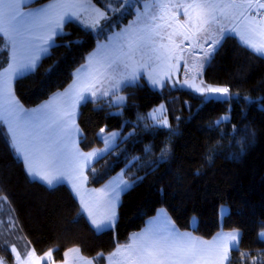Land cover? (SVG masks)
<instances>
[{"label": "trees", "instance_id": "trees-1", "mask_svg": "<svg viewBox=\"0 0 264 264\" xmlns=\"http://www.w3.org/2000/svg\"><path fill=\"white\" fill-rule=\"evenodd\" d=\"M48 1L35 0L29 6ZM89 1L106 18L96 30L74 21L64 25V35L55 37L57 46L35 71L13 82L14 95L24 108H34L65 89L97 43L127 25L135 14L136 4L125 0ZM9 51L0 43V70L8 64ZM203 79L212 86L228 87L234 94L230 102H205L202 95L169 85L154 90L140 78L121 89V105L109 99L79 105L82 151L103 146L102 129L119 132L116 145L87 169V185L99 187L119 172L127 181H136L121 196L114 227L102 232L90 226L68 186L49 189L30 179L9 147L5 125L0 124L3 262L16 264L10 243L1 239L5 225L13 228L9 239L18 236L38 256L51 252V262L62 261L64 252L75 247L95 264H106L117 246L126 244L148 218L164 209L180 230L202 238L220 230L239 231L238 246L231 250L227 264H264V240L259 237L264 230V58L228 35L203 68ZM244 96L254 102H245ZM162 103L168 126L153 125L148 117ZM225 115L228 118L217 125ZM223 206L228 212L220 219Z\"/></svg>", "mask_w": 264, "mask_h": 264}, {"label": "snow or ice", "instance_id": "snow-or-ice-1", "mask_svg": "<svg viewBox=\"0 0 264 264\" xmlns=\"http://www.w3.org/2000/svg\"><path fill=\"white\" fill-rule=\"evenodd\" d=\"M26 4L27 0H0V37L3 38L0 43L9 47L12 61L0 72V124L6 126L9 147L24 163L30 179L46 184L49 189L65 180L66 170L82 169L84 163L98 155L80 152L75 140L79 134L75 124L76 107L79 102H91L97 95L96 91H90L96 83L104 80L133 83L139 78L138 69L148 67L149 62H178L184 58L183 41H195L189 45L192 48L202 47L199 43L201 34L214 26L221 34L226 31L237 33L245 46L264 58V0H188L180 4L153 0L146 6L149 11L139 15L133 25L109 38V43L89 58L88 65L81 66L83 73L77 70L76 79L82 90L75 93L70 105L57 103L67 95L64 93L40 109L28 111L16 100L12 81L35 71L41 54H50L49 49L57 46L54 37L64 35V25L80 18L84 5L80 0H50L46 5L24 12L21 9ZM169 9L175 11L169 12ZM103 15L99 13V16ZM180 15L185 17L183 21L179 19ZM226 23L233 26L226 29ZM97 24L98 19L90 26L95 28ZM176 37L181 38L179 42ZM217 43L213 40L210 47ZM82 77L86 82L80 83ZM117 77L120 79L116 80ZM152 83L157 85L161 81L154 79ZM89 91L90 95H86ZM196 91L204 96L205 102L217 98L230 102L234 95L228 87H198ZM102 94L108 95V92ZM235 95L239 96L238 93ZM243 100L249 104L254 102L249 96H244ZM226 119L221 116L215 123L219 125ZM161 126H167V121ZM111 136L115 137L116 133ZM163 158L162 155L161 160ZM135 183L120 180L115 187H110L107 193L110 214L101 220L91 219L95 231L112 227L115 203L121 193L130 190ZM72 188L76 189L77 185L73 183ZM222 211L227 209L222 208ZM238 237L239 232L234 231L220 233L212 241H205L189 233H180L174 226L148 228L141 234H133L130 242L118 252L124 254L123 264H225ZM12 250L16 251L15 248ZM47 255L51 256V252ZM115 255L117 253H113ZM17 264L29 262L27 258L21 261L17 254Z\"/></svg>", "mask_w": 264, "mask_h": 264}, {"label": "crops", "instance_id": "crops-1", "mask_svg": "<svg viewBox=\"0 0 264 264\" xmlns=\"http://www.w3.org/2000/svg\"><path fill=\"white\" fill-rule=\"evenodd\" d=\"M35 0H27V4L26 5H22V11L27 12L29 11L30 8L32 7H39L42 5H46L47 3H49L50 1L40 4V5H36V6H29L30 4H32ZM185 3L186 1L183 0ZM188 2V1H187ZM80 3H82L84 5V7L80 10V18L79 19H74L73 21L78 23L79 25H81L82 27H84L85 29H89V30H96L99 28V26L102 24V22L104 21V19L106 18V15L104 13V11H102L101 9H99L98 7H96L94 4H92V2H90L89 0H80ZM99 13H103V16H99ZM185 19V17H183ZM98 19V24L95 28L91 27L90 25L96 21ZM128 25V24H127ZM127 25L123 26L122 28L114 31L113 33H111L105 40L100 41L97 43L95 49L88 54V56L86 57L85 62L82 65H88L89 63V58L91 56H95L98 51L101 49L102 45H107L109 43V38L113 37L116 33L121 32L122 30H124ZM233 25L230 23H226L225 27L227 28H231ZM242 31V29H241ZM228 35H232L235 36L240 42H242V40L240 39V36L237 33H232V32H228L226 31L224 34H221L216 28L215 26L210 29L208 32L202 33L201 34V39L199 41V43L202 45V47L197 46L195 48L189 47L190 44L194 43V42H188L184 45L185 48V53H187L188 55H191L189 57H193V58H200L201 57H206L209 53L210 56L212 55V53L214 52V50L217 48V46L220 44V42ZM205 38L207 39V42L205 43ZM55 39V37H54ZM213 40H217L218 43L216 45H213L210 47V45H212V41ZM243 43V42H242ZM244 44V43H243ZM51 49V48H50ZM49 49V51H50ZM196 51L199 53L198 55H196ZM187 55V56H188ZM46 56L45 54H41V59ZM189 57L183 58L182 60L186 59L185 61H187V63H185V61L182 63L181 65V73H179V76L181 77H186V76H190L194 70H199V65L198 63H196V65H193L192 63H190L188 65V60ZM40 59V60H41ZM40 60L37 62H40ZM175 61V60H174ZM199 61V60H197ZM11 52L9 51V61L8 64L11 63ZM8 64L6 67H4L2 70H0V72H2L4 69H6L8 67ZM184 64V65H183ZM81 65V66H82ZM80 67H78L73 74V79L70 82V84L63 90L55 92L54 94H52L48 99H46L45 101H43L42 103H40L39 105H37L34 108L31 109H26L22 106V104L18 101V99L16 98V100L19 102V104L23 107V109L31 111V110H38L40 109L45 103L53 100L57 95L59 94H64L67 93L66 96H64L61 100H58L57 103L58 104H68L70 105L72 102V99L75 98V93L77 91H81L82 88L79 87L78 82H77V70L80 69L81 73L84 72V69H82ZM193 69V71H192ZM143 70V68H139L138 69V73L139 76L142 74L141 71ZM178 70V69H177ZM176 70V71H177ZM190 71H192V73H190ZM142 78V77H141ZM15 80V79H14ZM12 81V86H13V82ZM86 82L84 77L81 78V82L80 83H84ZM93 83H96L95 81H92ZM128 84H125L124 86H126ZM120 85V87L107 91L108 95H96V96H101V97H92L91 101L94 100H99V99H109L110 102L113 105H121L124 102V98L121 100V98H118V101L116 103H113V97L121 94L120 91L121 89L124 87ZM12 91H13V87H12ZM101 92V91H100ZM14 93V92H13ZM118 93V94H117ZM86 95H90V92L85 93ZM82 102H79L77 107H76V115H75V124L78 126L79 128V134H77L75 136V140H76V148L84 153L85 155L88 153H97L98 155L93 156L89 159L88 162L84 163L83 161H81V163H84V167L82 169H77L76 171H72L70 168L68 170H66V178L65 180L60 183V184H64L66 186H68L72 192L74 193V196L78 199V201L80 202L83 214L86 218V220L88 221V223L90 224V226L94 229V226L91 225V219L95 218L97 220H101L103 219L105 216L110 214V205H109V196L107 195V193L109 192L110 187H115V184L118 183L120 180H126V178L124 177L122 172H119L115 175H113L110 179H108L105 183H103L102 185H100L99 187H89L87 185V176H86V171L87 169L96 161L98 160L100 157H102L104 155V153H106L107 151H109L110 149H112L113 147H111L110 149L107 148L105 146V138L107 137L106 134L107 132H99V136L103 141V146L100 148H96V149H92L90 151H82L80 146H79V141H80V136H81V129L78 125L77 119H78V114H79V105ZM6 127V126H5ZM7 130V128H6ZM23 163V162H22ZM24 169H25V165L23 163ZM26 171V170H25ZM82 172V174H81ZM33 180V179H32ZM36 181V180H35ZM41 183V182H40ZM75 183L77 185L76 189L72 188V184ZM43 184V183H42ZM58 184V185H60ZM45 186H47L46 184H44ZM57 186V185H56ZM124 193V192H123ZM119 196L118 201L115 203V218L113 220V224L112 227H114V224L116 222L117 219V209L121 200V196L122 194ZM89 213H91V217L89 216ZM1 221V220H0ZM174 226L175 229L177 231H179L180 233H189L192 236L200 239V240H205V241H212L215 237H217L218 234L220 233H224V234H230L233 233L234 231L237 230H231V231H225V230H220L217 233H215L212 237L210 238H202L199 237L197 235H195L194 233L190 232V231H183L180 230L172 221V219L170 218V216L168 215V213L164 210V209H158V211L150 218H148L144 225L142 226V228L134 233H132L130 235V238L132 237L133 234H141L143 232H145L148 228H153V229H163L166 227H171ZM2 228V227H0ZM12 227L10 225H5L3 230H2V234H1V239L3 241H7L8 243H10V251L12 252L14 261L17 264V254H19V258L21 261L25 260L26 258L28 259L29 264H44V263H49V264H95V262L92 259L89 258H85L81 255L79 249L78 251H75L76 248H70L68 250H66L64 252V257L62 261L59 262H51L52 259V255L48 256L47 254L43 255V256H38L34 250L32 248H29L26 246V244H24L23 242L20 243L18 241V236H13L12 238L9 239L10 235L13 234L12 231ZM95 230V229H94ZM107 230V229H105ZM104 231V230H103ZM97 232V231H96ZM102 232V231H101ZM239 232V231H238ZM261 233H264V230L262 232H260L259 237L264 240V236L261 235ZM130 238L129 241L124 244V245H119L116 247V249L106 258V264H123L124 261V254L123 252H118V250L122 249L125 245H127L130 242ZM239 239H240V232H239V237H238V243H239ZM238 243L236 244V247L238 246ZM13 248L16 249L15 252H13ZM233 248V249H235ZM231 249V250H233ZM229 251V257H230V252ZM113 253H117V255L113 256ZM31 254V255H30ZM1 259V258H0ZM229 261V259H228ZM228 261L225 262V264L228 263ZM1 262L3 264H5L3 262V260L1 259Z\"/></svg>", "mask_w": 264, "mask_h": 264}, {"label": "rangeland", "instance_id": "rangeland-1", "mask_svg": "<svg viewBox=\"0 0 264 264\" xmlns=\"http://www.w3.org/2000/svg\"><path fill=\"white\" fill-rule=\"evenodd\" d=\"M185 1L187 2L188 0H185ZM125 2L136 4L135 10H134L135 12L134 17L132 18V20L129 21L127 27L125 28L127 29L130 25H133V22L137 20V17L139 15L150 10L149 8H146V6H150L153 0H125ZM163 2L171 3V4H180V3H183L184 1L183 0H163ZM172 11H175V9H169V12H172ZM179 19L183 21L184 20L183 15H180ZM175 39L177 40V42H179L181 38L176 37ZM188 42L196 43L195 41L185 40L183 41L182 47H184V45ZM195 54L198 55L199 53L196 51ZM187 55H188L187 53L185 52L183 53L184 58L191 56V55H188V56ZM209 58H210V53L206 57L204 56L201 57V59L189 57L188 65L190 63H192L193 65H196V63H198L199 65V70L193 71L192 69L193 73L192 71H190V73H192L190 76H186V77L179 76V73H181V69H180L181 65L186 59L184 60L181 59L178 62L176 60L175 61L172 60L170 62H165L163 64L149 62V66L143 68V70L141 71L142 74L133 83H116L114 80H104L102 83H96V87L91 89L90 91H96L97 95H103L102 93L104 91L111 92V90H114L120 87V85L124 86L125 84L129 85V84L139 83L140 78L142 77L144 81L148 84V86L154 90H161L164 86L169 85L171 88L186 89V90L194 92L197 95H201L200 92L196 91V88L198 87L206 88L208 86L218 87V86H212V85L207 84L203 79V68L205 67V65H207ZM119 79L120 77L116 78V80H119ZM154 79L161 81V84L153 85L152 80ZM185 81H187V83H185ZM95 97L99 98L101 96H95ZM118 98H124V96L122 94H118L113 97L112 102L116 103L118 101ZM148 117L151 120L153 125L161 126L164 121H167V126L169 125L167 114H166V107L164 103L160 104L159 106L155 107L152 111H150L148 113ZM225 117L228 118L227 115H225ZM101 132H105V131H101ZM112 133H116V136L112 137L111 136ZM106 134L108 135H106L107 137L105 138V141H106L105 146L110 149L111 147H114L116 145L119 132L114 131V132H110ZM222 208L227 209V211L223 212ZM222 208L220 210V219L222 218L223 215H225L228 212V207L223 206ZM76 250L78 249L76 248ZM0 264H3L1 262V259H0Z\"/></svg>", "mask_w": 264, "mask_h": 264}, {"label": "water", "instance_id": "water-1", "mask_svg": "<svg viewBox=\"0 0 264 264\" xmlns=\"http://www.w3.org/2000/svg\"><path fill=\"white\" fill-rule=\"evenodd\" d=\"M211 95H214V94H211ZM214 100L222 101V98H217V99H214Z\"/></svg>", "mask_w": 264, "mask_h": 264}]
</instances>
